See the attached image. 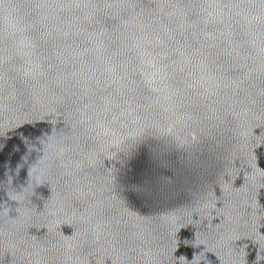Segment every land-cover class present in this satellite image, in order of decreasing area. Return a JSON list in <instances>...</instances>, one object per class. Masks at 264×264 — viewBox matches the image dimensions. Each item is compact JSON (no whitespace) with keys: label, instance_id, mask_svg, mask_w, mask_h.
I'll return each instance as SVG.
<instances>
[{"label":"water","instance_id":"obj_1","mask_svg":"<svg viewBox=\"0 0 264 264\" xmlns=\"http://www.w3.org/2000/svg\"><path fill=\"white\" fill-rule=\"evenodd\" d=\"M183 32L264 70V0H131Z\"/></svg>","mask_w":264,"mask_h":264}]
</instances>
